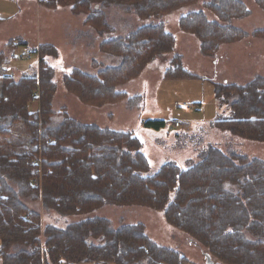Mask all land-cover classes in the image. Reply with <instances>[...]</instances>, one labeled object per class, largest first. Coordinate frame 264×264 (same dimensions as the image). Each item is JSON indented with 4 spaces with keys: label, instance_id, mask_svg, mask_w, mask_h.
Wrapping results in <instances>:
<instances>
[{
    "label": "trees",
    "instance_id": "trees-1",
    "mask_svg": "<svg viewBox=\"0 0 264 264\" xmlns=\"http://www.w3.org/2000/svg\"><path fill=\"white\" fill-rule=\"evenodd\" d=\"M199 1L38 0V4L46 8L66 5L73 12L78 7L96 12L111 5L147 22L124 37L101 44L110 47L106 54L118 58L116 65L100 68L103 71L92 76L78 73L77 78L65 79L69 90L92 96L109 90L115 101H126L134 108L142 97L118 91L117 74L122 76L121 82H126L140 76L147 64L164 57L166 80L202 78L184 69L183 56L175 50L176 38L164 23L150 21ZM255 3L264 10V0ZM203 9L182 16L178 28L198 39L204 56L215 58L222 45L251 35L230 24L249 14L242 1L210 0L203 3ZM206 10L216 19L210 20ZM259 30L252 34L264 35ZM18 39L19 45L25 44ZM11 46L18 44L10 40L7 49ZM33 53L42 66L34 76L19 79L6 76L7 55L0 53V137L15 126L32 133L26 145L28 153L7 155L0 151L2 264L189 263L178 251L155 243L140 224L115 227L107 218L89 216L106 205L143 206L161 213L166 224L202 247L204 256H208L206 264L210 260L218 264H264V160L207 145L186 167L170 161L145 176L149 160L142 142L131 131L84 125L67 116L50 114V102L41 107L47 88L51 93L53 86L49 84V68L42 69L46 53L39 48ZM84 80L96 87L87 86ZM213 84L218 109H224L212 126L233 137L264 143V76L257 75L244 85L226 80ZM33 100L39 101L37 112L31 111ZM143 125L159 130L165 122L151 119ZM35 143V149L28 147ZM38 200H42L45 211L85 217L62 228L43 226L41 214L34 207Z\"/></svg>",
    "mask_w": 264,
    "mask_h": 264
},
{
    "label": "rangeland",
    "instance_id": "rangeland-1",
    "mask_svg": "<svg viewBox=\"0 0 264 264\" xmlns=\"http://www.w3.org/2000/svg\"><path fill=\"white\" fill-rule=\"evenodd\" d=\"M208 1L201 0L193 6L178 9L160 20L150 19L153 23H164L166 30L176 38L175 50L183 56L184 69L202 78L166 80L164 57L147 64L140 76L126 82H121L122 76L117 74L118 91L127 93L129 97H142L140 105L134 108L129 107L126 101H115L109 90L92 96L72 88L69 90L65 83L67 77L77 78L78 73L92 76L99 70L103 71L100 68L117 64L118 58L105 53L110 51V47L101 44L124 37L130 30L147 24L124 8L105 4L96 12L81 7L73 12L74 9L66 5L42 7L38 0H0V53L7 55L4 64L6 76L13 79L34 76L42 65L33 52L42 49L46 53L42 69L49 68L52 82L49 84L53 90L50 93L47 88L45 95L46 88H42L45 97L41 107L50 102V114L67 116L84 125L131 131L142 142L143 152L149 160L145 176L153 175L161 165L170 161L186 167L189 160L195 159L197 151L207 145L224 152L235 149L248 157L264 160V143L233 137L212 126V121L221 116L224 109H218L213 81L223 83L226 80L227 83L244 85L257 75L264 76V35L252 34L259 29L264 32V10L256 5L255 0H240L249 14L232 20L230 24L251 35L222 45L217 56L210 58L200 53L196 37L178 28V20L182 16L190 11H204L203 3ZM206 13L210 20L216 19L209 11ZM18 38L25 44L19 45ZM10 40L18 46L7 49ZM84 82L87 86L96 87L88 80ZM69 84L72 85L71 81ZM40 94L39 91L37 95ZM30 106L31 111H39L38 100H33ZM151 119L163 120L165 126L159 130L145 127L143 121ZM175 122L180 126L175 127ZM8 130V134L0 137V151L7 155L28 153L26 145L31 141L32 133L21 126ZM37 144H29L28 147L35 149ZM34 207L41 214L43 226L49 224L62 228L85 217L60 216L52 209L45 211L42 200H38ZM89 216L107 218L115 227L140 224L155 243L178 251L188 259V264H206L201 246L190 243L185 234L165 223L161 213L147 207L106 205Z\"/></svg>",
    "mask_w": 264,
    "mask_h": 264
},
{
    "label": "water",
    "instance_id": "water-1",
    "mask_svg": "<svg viewBox=\"0 0 264 264\" xmlns=\"http://www.w3.org/2000/svg\"><path fill=\"white\" fill-rule=\"evenodd\" d=\"M205 258H208V256L205 255ZM208 264H218V263H213V262L210 260V262H208Z\"/></svg>",
    "mask_w": 264,
    "mask_h": 264
},
{
    "label": "crops",
    "instance_id": "crops-1",
    "mask_svg": "<svg viewBox=\"0 0 264 264\" xmlns=\"http://www.w3.org/2000/svg\"><path fill=\"white\" fill-rule=\"evenodd\" d=\"M2 18V17H1ZM25 76V75H24Z\"/></svg>",
    "mask_w": 264,
    "mask_h": 264
}]
</instances>
